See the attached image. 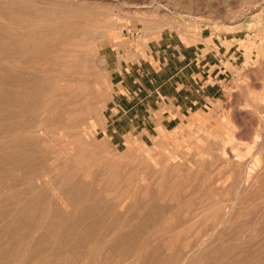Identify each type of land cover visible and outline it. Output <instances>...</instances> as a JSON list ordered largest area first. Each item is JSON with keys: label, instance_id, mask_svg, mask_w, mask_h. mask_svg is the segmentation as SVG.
<instances>
[{"label": "rangeland", "instance_id": "obj_1", "mask_svg": "<svg viewBox=\"0 0 264 264\" xmlns=\"http://www.w3.org/2000/svg\"><path fill=\"white\" fill-rule=\"evenodd\" d=\"M199 42L222 91L173 120ZM0 264H264V0H0Z\"/></svg>", "mask_w": 264, "mask_h": 264}, {"label": "crops", "instance_id": "obj_2", "mask_svg": "<svg viewBox=\"0 0 264 264\" xmlns=\"http://www.w3.org/2000/svg\"><path fill=\"white\" fill-rule=\"evenodd\" d=\"M176 47L178 48L176 58L180 66L167 81L168 83L170 80L173 81L172 85L175 91L172 100L174 107L177 109V116L173 120L184 121L183 117H191L194 114L193 112H196L195 109L198 110V105L203 108L210 104L211 100H215L217 94L222 91L219 84L221 80L216 79L217 81L214 84H210L209 80H212L213 77H221L227 71V68L225 57L220 52L221 47L215 48L210 42H199L189 46L183 44L174 46V48ZM230 49L226 50L225 55H230L229 63L231 65L235 64L234 66L237 68L238 50L236 48L233 55L230 54ZM162 85L166 86V82ZM216 85H218V88ZM161 98L168 99V97Z\"/></svg>", "mask_w": 264, "mask_h": 264}, {"label": "bare ground", "instance_id": "obj_3", "mask_svg": "<svg viewBox=\"0 0 264 264\" xmlns=\"http://www.w3.org/2000/svg\"><path fill=\"white\" fill-rule=\"evenodd\" d=\"M57 23H58V22H57ZM171 26H172V25H171ZM159 28H160V27H159ZM164 28H165V27H164ZM166 28H168V27H166ZM156 29H157V28H156ZM160 31H161V30H160ZM156 32H157V31H156ZM45 34H46V33H45ZM38 36H39V35H38ZM44 37H46V36H44ZM33 38H34V37H33ZM38 38H39V37H38ZM41 39H43V38H41ZM56 40H57V41H58V40L60 41V39H58V38H57ZM56 40H55V42H56ZM72 40H73V39H72ZM76 40H77V39H76ZM17 41H18V40H17ZM19 41H21V40H19ZM40 41H41V40H40ZM44 41H45V40H44ZM51 41L54 42V39L51 40ZM71 42H72V41H71ZM74 42H76V41H74ZM79 42H80V41H79ZM48 43H49V42H48ZM58 43H59V42H58ZM60 43H61V42H60ZM65 43H67V42L65 41ZM77 43H78V42H77ZM52 44H53V43H52ZM71 44H72V43H71ZM75 44H76V43H75ZM82 44H83V43H82ZM68 45H69V44H68ZM102 45H103V44H102ZM56 46H57V45H56ZM78 46H80V45H78ZM83 46H84V45H83ZM83 46H82V47H83ZM85 46H86V45H85ZM70 47H71V46H70ZM74 47H75V46H73V48H74ZM76 47H77V46H76ZM18 48H19V47H18ZM18 48H17V50H18ZM19 49H20V48H19ZM22 49H23V48H22ZM28 49H29V48H28ZM32 49H33V48H32ZM75 50H76V49H75ZM93 50H94V49H93ZM24 51H25V50H24ZM63 51H64V50H63ZM19 52H20V51H19ZM22 52H23V50H22ZM66 52H67V51H66ZM70 52H71V51H70ZM73 52H74V49H73L72 53H73ZM87 52H88V51H87ZM90 52H91V51H90ZM24 53H25V52H23V54H24ZM40 53H41V52H40ZM42 53H43V52H42ZM55 53H56V52H55ZM74 53H75V52H74ZM43 54H44V53H43ZM92 54H93V53H92ZM24 55H25V54H24ZM97 55H98V54H97ZM19 56H20V54H19ZM42 56H43V55H42ZM51 57H53V56L51 55ZM54 57H55V56H54ZM21 58H22V57H21ZM37 58H40V57H37ZM74 58H76V57H74ZM79 58H80V57H79ZM23 59H24V58H23ZM40 59H41V58H40ZM80 59H82V58H80ZM83 59H84V58H83ZM41 60H43V58H42ZM45 60H47V59H45ZM48 60H50V59H48ZM74 60H75V59H74ZM90 60H93V58H92V59L90 58ZM100 60H102V59H100ZM16 61H17V60H16ZM21 61H23V60H21ZM77 61H78V60H77ZM86 61L89 62L88 59H86ZM93 61H94V60H93ZM40 62H41V61H40ZM48 62H49V61H48ZM84 62H85V61H84ZM100 62H101V64H102L103 66L105 65V62H104V61H100ZM54 63H55V62H54ZM60 63H62V62H60ZM64 63H65V62H64ZM64 63H63V64H64ZM70 63H71V62H70ZM70 63H69V65H70ZM76 63H77V62H76ZM93 63H94V62H93ZM45 64H46V63H44V65H45ZM63 64H61V65H63ZM71 64H73V63H71ZM74 64H75V63H74ZM74 64H73V65H74ZM18 65H19V64H17V66H18ZM28 65H29V63H28ZM35 65H37V64H35ZM55 65H56V64H55ZM65 65H66V64H65ZM65 65H63V66L65 67ZM73 65H71V66L73 67ZM17 66H16V67H17ZM21 66H22V65H21ZM23 66H25V65H23ZM40 66L42 67L43 65H40ZM56 66H57V65H56ZM58 66H59V64H58ZM63 66H62V67H63ZM27 67H28V66H27ZM29 67H30V66H29ZM53 67H54V66H53ZM75 67H76V66H75ZM75 67H74V68H75ZM17 68H18V67H17ZM49 68H50V66H49ZM65 68H66V67H65ZM21 69H22V68H21ZM32 69H33V68H32ZM16 70H17V69H16ZM16 70H15V71H16ZM29 70H30V69H29ZM36 71H37V70H36ZM58 71H59V70H58ZM91 71H92V69H91ZM16 72H17V71H16ZM22 72H23V71H22ZM22 72H21V73H22ZM45 72H46V71H45ZM49 72H50V71H49ZM54 72H55V70H54ZM17 73H18V72H17ZM23 73H24V72H23ZM38 73H39V72H38ZM51 73H53V72H51ZM58 73H60V72H58ZM58 73H56V74H58ZM24 74H25V73H24ZM49 74H50V73H49ZM56 74H55V75H56ZM64 74H65V73H64ZM64 74H63V76H64ZM40 75H41V74H40ZM44 75H45V74H44ZM44 75H43V76H44ZM67 75H68V74H67ZM67 75H65V76H67ZM71 75H72V74H71ZM21 76H22V75H21ZM23 76H24V75H23ZM69 76H70V75H69ZM2 77H3V76H2ZM36 77H40V76H36ZM45 77L47 78V76H45ZM49 77H50V76H49ZM57 77H58V76H57ZM60 77H61V76H59V78H60ZM15 78H17V76H16ZM23 78H25V77H23ZM55 78H56V77H55ZM55 78H54V79H55ZM17 79H18V78H17ZM32 79H33V78H32ZM41 79H42V78H41ZM47 79H48V78H47ZM54 79H53V80H54ZM56 79H57V78H56ZM60 79H61V78H60ZM62 79H63V78H62ZM24 80H25V79H24ZM34 80H35V79H34ZM36 80H37V79H36ZM48 80H49V79H48ZM50 80H52L51 77H50ZM50 80H49V81H50ZM53 80H52V81H53ZM68 80H69V79H68ZM25 81H26V80H25ZM25 81H23V82H25ZM32 81H33V80H32ZM71 81H72V79H71ZM30 82H31V80L29 81V83H30ZM61 82H62V80L55 82V86L52 88V90H55L54 88H56V87L59 85V83H61ZM63 82H64V83H63V85L61 84V86H62L63 88H64V87L67 88L66 85H67L68 82H67V81H64V79H63ZM37 83H38V82H37ZM20 84H22V82H21ZM26 84H27V83H26ZM41 84H43V83H41ZM44 84H45V83H44ZM47 84H48V83H47ZM68 84H70V83H68ZM18 85H19V84H18ZM45 85H46V84H45ZM20 86H21V85H20ZM22 86H23V85H22ZM24 86H25V84H24ZM33 86H34V85H33ZM36 86H37V85H36ZM39 86H41V85H39ZM47 86H48V85H47ZM51 87H52V86H51ZM51 87H50V90H51ZM62 87H61V88H62ZM19 88H20V87H19ZM29 88H30V87H29ZM44 88H45V87H44ZM20 89H21V88H20ZM45 89H46V88H45ZM42 90H43V89H42ZM50 90H49V91H50ZM39 91L42 92L41 90H39ZM39 91H38V92H39ZM45 91H46V90H45ZM49 91H48V93H49ZM34 92H35V91H33V93H34ZM36 92H37V91H36ZM44 93H45V92H44ZM23 94H25V93L23 92ZM29 94H30V93H29ZM29 94H26V96L29 95ZM34 94H35V93H34ZM36 94H38V93H36ZM40 94L43 95V93H40ZM57 94H58V93H57ZM55 95H56V94H55ZM61 95H63V94H61ZM23 98H25V97H23ZM37 98H38V97H37ZM47 99H48V98H47ZM47 99H46V100H47ZM50 99H51V98H50ZM18 101H19V100H18ZM21 101H23L22 98H21ZM27 101H28V100H27ZM53 101H54V100H53ZM19 102H20V101H19ZM25 102H26V101H25ZM75 102H76V101H75ZM26 103H27V102H26ZM26 103H25V104H26ZM44 103H45V102H44ZM103 103H104V102H103ZM25 104H24V105H25ZM51 104H52V103H51ZM22 105H23V104H22ZM22 105H21V106H22ZM24 105H23V106H24ZM62 105H63V104H62ZM104 105H105V104H104ZM88 106H89L90 108L92 107V105L90 106L89 104H88ZM47 107H48V106H47ZM49 107H50V106H49ZM49 107H48V108H49ZM53 107H54V106H53ZM53 107H50V109H52ZM61 107L63 108L64 105L61 106ZM78 107L80 108V105H78ZM35 108H36V105H35ZM48 108H47V109H48ZM93 108L95 109V107H93ZM31 109H32V108H31ZM72 109H73V108H72ZM75 109H76V108H75ZM80 109H83V108H80ZM23 110H24V109H23ZM32 110H33V109H32ZM54 110H56L55 107L53 108V112H54ZM60 110H61V109H60ZM78 110H79V109H78ZM84 110H85V109H83V111H84ZM88 110H90V109H88ZM101 110H102V109H101ZM47 111H48V110H47ZM92 111H93V110H92ZM98 111H99V109H98ZM77 112H78V111H77ZM90 112H91V111H90ZM44 113H45V112H44ZM54 113H55V112H54ZM98 113H99V112H98ZM40 114H42V113H40ZM40 114H39V115H40ZM91 114H92V113H91ZM99 114H100V113H99ZM40 116H41V115H40ZM96 117H97V116H96ZM38 118H40V117L37 116V119H38ZM42 118H43V117H42ZM42 118H41V119H42ZM72 118H73V117H72ZM35 119H36V117H35ZM33 120H34V119H33ZM34 121H35V120H34ZM41 121H42V120H41ZM31 122H32V121H31ZM39 123H41V122H39ZM42 123H43V122H42ZM36 124H37V122H36ZM71 124H72V123H71ZM40 125H41V124H40ZM76 125H78V124H76ZM79 125H80V124H79ZM33 126H34V128H38V126H35L34 123H33ZM74 129H75V127H74ZM67 145H68V144H67ZM69 145H71V144H69ZM69 145H68V146H69ZM46 180H47V179H46ZM45 182H47V181H45ZM45 182H44V183H45ZM46 184H47V183H46ZM50 185H51V184H50ZM53 187H54V186H53ZM53 187H52V190H53ZM49 188L51 189V187H49ZM52 190H51V191H52ZM54 197H55V195H54ZM61 197H62V196H61ZM61 197H60V195H59V196H56V198L59 199L58 201H60V203H63V202L61 201V199H62ZM56 198H55V199H56ZM57 204H58V203H57ZM60 206H61V204H60ZM121 212H122V211H121ZM54 225H55V224H54Z\"/></svg>", "mask_w": 264, "mask_h": 264}]
</instances>
